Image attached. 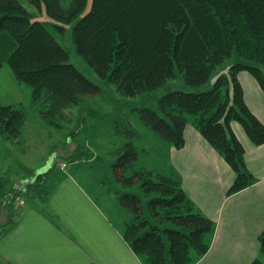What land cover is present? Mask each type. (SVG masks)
Wrapping results in <instances>:
<instances>
[{
    "label": "trees",
    "instance_id": "1",
    "mask_svg": "<svg viewBox=\"0 0 264 264\" xmlns=\"http://www.w3.org/2000/svg\"><path fill=\"white\" fill-rule=\"evenodd\" d=\"M26 2L46 9L57 23L35 19L20 0H0V70L8 64L15 80L31 89L33 103L63 118L85 98L102 93L70 63L57 39L75 22L77 53L124 97L154 92L178 75L196 89L216 77L205 90L166 93L158 111L140 110V120L177 149L184 146L186 127L194 126L235 173L228 196L256 183L232 123H239L254 145H264V124L246 104L238 80L240 72H249L264 91V0H93L88 12L89 0ZM24 118L23 110L0 106V136L17 140ZM127 135L138 133L127 130ZM117 151L111 169L123 191L118 203L133 217L123 233L132 251L143 264H197L211 248L216 223L189 199L174 169L156 175L133 169L139 159L133 140ZM136 185L147 197L156 195L148 200L155 224L146 218L143 197L131 190ZM259 242L251 264H264V231Z\"/></svg>",
    "mask_w": 264,
    "mask_h": 264
},
{
    "label": "crops",
    "instance_id": "2",
    "mask_svg": "<svg viewBox=\"0 0 264 264\" xmlns=\"http://www.w3.org/2000/svg\"><path fill=\"white\" fill-rule=\"evenodd\" d=\"M238 80L246 104L264 124V91L249 72H240ZM232 129L256 179L253 186L232 196L227 192L234 171L194 126L186 127L181 149L168 147L170 169L180 177L189 199L216 223L211 248L197 264H251L260 253L264 145H254L239 123L233 122ZM45 178L47 192L37 194L36 202L23 200L10 217L12 224L7 222L0 232V264H143L123 237L133 217L118 203L120 187L109 208L111 217L99 185L88 181L83 170L59 169ZM98 197H104L103 204Z\"/></svg>",
    "mask_w": 264,
    "mask_h": 264
},
{
    "label": "rangeland",
    "instance_id": "3",
    "mask_svg": "<svg viewBox=\"0 0 264 264\" xmlns=\"http://www.w3.org/2000/svg\"><path fill=\"white\" fill-rule=\"evenodd\" d=\"M20 1L35 19L57 23L47 14L46 9L39 11L26 0ZM92 1L89 0L86 12L90 10ZM74 24L75 22L68 24L65 34L57 35V39L69 53L70 63L100 86L102 93L85 98L68 109L63 118L52 117L46 113L47 109L33 103L31 89L15 80L8 64L0 70V106L13 105L23 110L25 115L17 140L8 141L0 136V232L5 230L6 223L12 220L10 217L13 211L21 206L23 200L27 203L36 202L37 194L41 196L47 192L45 177L52 171L59 170L63 162L68 164L65 171L78 169L82 173L83 170L89 177L88 181L93 180L99 185L107 202L105 206L112 217L113 211L109 208L115 201L114 192L119 186L115 184L111 167L117 160V150L125 143L133 140L139 154L133 169L146 168L155 175L169 172V144L141 122L140 110L150 108L158 111V101L166 93L175 90H205L211 87L216 78L213 77L208 86L196 89L186 86L181 75H178L176 80L169 81L154 92H147L136 98L124 97L114 84L101 79L77 53L73 43ZM233 62V58L226 62L223 66L224 73H229ZM127 130L135 131L138 135L129 138ZM133 169H129V174ZM45 170H48L47 174L43 175L42 172L43 176L39 177L37 172ZM131 190L143 197L146 218L155 224L158 218L149 207L148 200L156 195L147 197L138 185ZM104 197H98L100 204L105 201ZM113 219H116L115 215ZM122 219L123 217L121 221ZM131 222L132 219L129 220ZM162 226L172 227L169 223Z\"/></svg>",
    "mask_w": 264,
    "mask_h": 264
},
{
    "label": "built area",
    "instance_id": "4",
    "mask_svg": "<svg viewBox=\"0 0 264 264\" xmlns=\"http://www.w3.org/2000/svg\"><path fill=\"white\" fill-rule=\"evenodd\" d=\"M59 168H60L62 171H65V170H67V168H68V164H66L65 162H63Z\"/></svg>",
    "mask_w": 264,
    "mask_h": 264
}]
</instances>
